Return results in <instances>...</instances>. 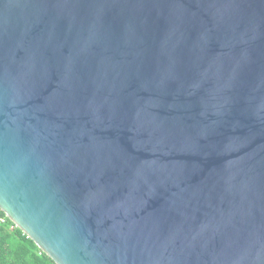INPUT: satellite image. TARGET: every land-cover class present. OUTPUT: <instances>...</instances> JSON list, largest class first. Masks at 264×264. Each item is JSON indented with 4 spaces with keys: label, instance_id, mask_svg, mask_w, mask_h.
I'll list each match as a JSON object with an SVG mask.
<instances>
[{
    "label": "water",
    "instance_id": "95a60500",
    "mask_svg": "<svg viewBox=\"0 0 264 264\" xmlns=\"http://www.w3.org/2000/svg\"><path fill=\"white\" fill-rule=\"evenodd\" d=\"M0 207L57 264H264V0H0Z\"/></svg>",
    "mask_w": 264,
    "mask_h": 264
},
{
    "label": "trees",
    "instance_id": "16d2710c",
    "mask_svg": "<svg viewBox=\"0 0 264 264\" xmlns=\"http://www.w3.org/2000/svg\"><path fill=\"white\" fill-rule=\"evenodd\" d=\"M0 264H57L0 207Z\"/></svg>",
    "mask_w": 264,
    "mask_h": 264
}]
</instances>
